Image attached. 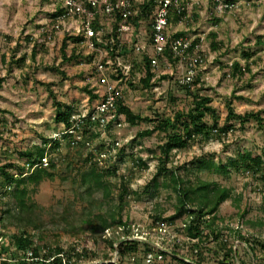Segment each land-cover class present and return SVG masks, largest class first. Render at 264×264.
<instances>
[{
	"label": "rangeland",
	"instance_id": "1",
	"mask_svg": "<svg viewBox=\"0 0 264 264\" xmlns=\"http://www.w3.org/2000/svg\"><path fill=\"white\" fill-rule=\"evenodd\" d=\"M12 4H14L12 1L0 0V5L5 6L10 12ZM18 11L15 9L13 13L19 14ZM21 12L25 13L26 9L21 8ZM25 25L27 26V23ZM23 30L20 33L18 29V35L17 33L11 35L13 40L8 42L12 30L7 31L6 28L0 27V78L4 79L0 87V166L13 162L17 166L7 167V170L17 177L20 175V167H25L26 170L21 176L27 177L30 173V163L21 152L36 144L45 146L49 169L52 162L56 166L52 169L55 173L53 180L43 181L35 190L33 186L28 187L31 200L42 208L40 211L46 223V228L39 232L35 245L40 249L34 250L35 253H40L42 247L48 249L55 244L66 251L82 250L86 247L97 256L92 255L95 259L82 261L79 264H119L117 252L108 245L101 233L95 231L94 227L99 222L97 215L106 216L109 207L118 205L122 186L127 185L129 193L125 197L121 216L124 222L132 225L137 231L131 238L151 242L156 249L154 252L159 248L169 252L170 256H164L161 264H181L174 256L175 244L181 247L180 252L175 251L177 256H184L192 262L193 258L198 257L193 249L198 240L190 239L183 230L187 213L177 212V193L171 186L169 173L158 171L162 154L160 146L166 143V134L158 131L141 139L138 133L153 127L154 123L143 121L133 125L126 122L122 115L118 118L115 116L109 126L93 122L89 127V136H86L82 129L76 130L74 135L66 136L62 132L68 128L63 123L55 121L56 102L72 104L75 107V114H82L84 103L89 96L91 104L97 101L99 97L96 93L84 90L86 86L91 90L89 83L91 76L88 81L86 74L91 72L92 67L89 64H82V61L76 58L77 60L75 59L72 64L61 62L60 67H64L62 70L52 71L50 67L53 62H57L54 59L57 57L56 54H42L39 64H36V61L34 63L30 57L26 58V61L24 59V63L22 58L26 52H31L32 42L22 40ZM30 36L36 37L34 34ZM16 48L15 58L13 50L15 51ZM130 55L129 60L133 62L137 75H134L131 83H126L125 80L117 83L118 88L124 93L122 102L128 104L135 113L154 120H157L161 114L172 118L179 111L184 113L189 111L193 98L185 87L177 83L181 75V70L179 71L177 66L162 64L159 69L165 72L164 77L154 82L152 88H146L137 77L139 73H144L141 62L147 59V55ZM53 66L56 67L55 63ZM255 78L253 84H256L252 86L254 88L247 92L250 99L248 101L234 100V92L226 97L223 92H221L223 95H219L213 88L197 85V88H204L201 94L212 96L211 104L217 110L216 118L207 114L203 122L211 125L217 120L220 126L233 123L234 131L221 139L211 138L209 141H200L196 138L186 148L173 149L166 163L168 170L180 168V173L185 178H190L193 183L208 180L229 190L228 198L221 203L215 213L218 235L211 234V239L202 242L203 245L198 248L202 253L201 264H222L221 260L229 248L238 251V258L230 260V264H241L242 261L247 264H264L262 246L264 244V182L257 178L264 172V128L254 119L247 121L243 127H240L239 121L228 120L229 100L233 102L237 113L264 110V73ZM225 79L230 77L227 76ZM226 83L228 88L231 83ZM227 88L224 92L228 91ZM262 116L264 117V112ZM177 129L182 131L183 124L179 123ZM80 136L81 138L78 139ZM121 147L125 149L120 150ZM249 152L253 155L247 159L246 154ZM102 153L106 155L102 156ZM90 156L98 165H95L98 170L104 173L107 191L104 194L101 190L96 195L102 201V206L94 209L91 215H83L82 211L89 209V203L80 199L78 191L74 188L80 185L81 173L88 167L85 159ZM140 158L146 161L147 165L140 163ZM210 159L218 165L230 162L227 174L215 172L214 167L194 169L201 162ZM235 161L242 166L231 163ZM184 165L192 169L190 173L181 167ZM254 168L259 169L257 173ZM156 175L158 186H151L145 191L146 185L151 183ZM165 182L168 186L164 184ZM5 185L6 178L2 175L0 189H5ZM14 187L15 183L6 190H13ZM8 202L14 206L12 199ZM71 202L74 211L77 212L78 220L75 224L79 226L78 231H73L67 221L62 224L64 227H61L62 225L60 226L53 218L56 211L63 210ZM6 205H0V217H6L3 215ZM210 217L212 215L207 218ZM31 228L29 226L28 230ZM235 229L241 230V236L247 238V241L239 237ZM209 232L211 233L209 228L204 231L205 234ZM19 233L18 226L0 221L2 241L0 253L2 254L5 243L9 254L5 255L8 258L6 264H21L24 248H20L15 243V235ZM109 234L111 230H106V235ZM251 246H254L255 250L252 251L249 248ZM138 260L140 259L130 261L126 258L122 264H143ZM194 264L199 263L196 261Z\"/></svg>",
	"mask_w": 264,
	"mask_h": 264
},
{
	"label": "trees",
	"instance_id": "2",
	"mask_svg": "<svg viewBox=\"0 0 264 264\" xmlns=\"http://www.w3.org/2000/svg\"><path fill=\"white\" fill-rule=\"evenodd\" d=\"M226 2L234 4L237 2V0H226ZM59 11H61V9ZM172 16H176V18L179 19L181 18V15H178L175 12H172L170 19ZM166 56H168L171 60L175 58L174 54H172L170 50L165 52V57ZM146 66L147 75L141 79V83L142 86L146 88H152L154 84L151 82L153 73L150 71L151 67L149 59H146ZM248 67V64H246V66H241L238 62H234L232 64V68L242 73L247 71ZM3 81L4 79L0 78V87ZM182 87H185L188 94H190L193 98L192 106L187 113L179 111L175 114V117L172 118L170 116H166L165 114H161L157 120H154L150 117L135 113L128 104H125L121 101L117 106V114H122L124 116V120L133 125H138L143 121L154 123L153 127L143 129L138 133V136L141 139L151 136L158 131L166 134L167 141L164 145L160 146L162 149V154L160 156V166L158 171H167L169 173L168 177L170 178L171 186L177 193V212L179 214H182L183 212L187 213L183 230L190 239L198 240V242H196L193 246V249H195L194 251H196L198 257L195 259L193 258L192 262L186 261L184 256H177L175 251H181L179 244H175L174 256L181 264H194L196 261L201 264L202 253L198 248H201V245H203L205 240L211 239V234H215L216 236L218 235L216 233L218 227L216 224L215 213L217 212L221 203L228 198L229 190L225 186H221L216 182H211L208 180H199L198 182L193 183L190 178H185L180 173V168L168 170L166 163L169 161L173 149L186 148L196 138L200 139V141H209L211 138L221 139L222 137L227 136L231 131H234L235 125L233 123H227L223 126H220L217 120H214L213 124L211 125L204 123L203 119L207 114H211L214 118H216L217 110L211 104L213 101L212 96L201 94L203 88H197L196 80L193 81L192 86L184 85ZM84 90L89 93L91 92L87 86L84 88ZM56 106L57 111L55 114V121L57 123H63L69 128L74 122L72 117L76 113L75 107L72 104H64L60 101L56 102ZM262 112H264V110L237 113L233 107V102H231V100L228 101V120L239 121L240 127H243L250 119H254L260 127L264 128V117L262 116ZM93 122L94 121L89 119L84 124L83 133L86 134V136H89V127ZM96 123L100 125L99 121H96ZM179 123L183 124L182 131L177 129ZM111 124L112 122H109L105 126H109ZM124 149V147L120 148V150ZM45 150V146L36 144L32 148H28L27 150L21 152V155L26 157L30 163V173L27 175V177L21 176L26 170L25 167L21 166L20 169L18 168L20 170V175L17 177L7 170V167L17 166L13 162L5 164L4 166H0V176L3 175L6 178V184L12 185L15 183L13 190H5L4 195L6 199H2L0 201V205L3 206H5L7 203V208L3 210V215H6V217L1 216L0 221H7L10 224L19 227L20 233L15 235V243L18 244L20 248H24L25 251L31 249L33 245L37 243L39 232H41L43 228H46V223L41 213L42 211H40L42 208L31 200L29 194L30 190L28 188L29 186H33V190H35L43 181L47 179H54L55 173L52 169L56 168L55 164L53 162L51 163L50 170L48 166H44L42 163H40L42 158L46 156ZM252 155L253 153L249 152L246 154V158L249 159L252 157ZM85 160V163L88 167H86V169L81 173L80 185L76 186V188H73L75 191H78L80 199L89 203V209L87 211L83 210L82 214L91 215L94 213V209L102 206V201L97 198L96 195L101 190L105 194L107 191V186L104 181V173L103 171L98 170V165L92 161V156L87 157ZM139 161L140 163L147 165L146 161H144L142 158H140ZM231 163L242 166V164H239V162L236 163V161ZM229 165L230 162L227 164L221 163L218 165L212 159H210L201 162L194 169L199 170L202 167H214L213 170H215V172L225 175L227 174ZM181 167H183L186 172L189 173L192 170L186 165ZM247 167L250 168L251 166L247 165ZM254 169L256 173L259 170H257V168ZM257 178L264 182V172L259 174ZM164 184L168 186V183L165 182ZM151 186H158L157 175L153 177L151 183L146 185L145 191L151 188ZM128 193V186H122L118 205L109 207V213L106 216L97 215L96 217L98 218L99 222H96L97 224H95L94 229L96 232L101 233L108 245L117 252V261L119 264H122V261L126 260V258H128L130 261H135L137 258L140 259L138 261H142L143 264H148L145 260L146 255L154 250L151 242L138 238L132 239L131 237L136 235L137 231H135L132 225L124 222L122 219L123 217L121 216V212L125 204V197ZM135 193L138 194V192ZM9 199L13 200L14 206L9 204ZM76 214L77 212L74 211L71 202L69 205L65 206L63 210L56 211V213L53 215V218L54 220H57V223L60 224V226L65 223V221H67V224L71 226L73 231H78L79 226L78 224H75V222L78 220ZM209 215H212V217L207 218ZM29 226L32 227L31 230H28ZM61 227L64 226L62 225ZM206 228H209L211 233L209 232L205 234L204 231ZM106 230H111V234L107 236ZM235 233H237L239 237H242L241 230L235 229ZM242 238L247 241V238ZM5 245L6 244L3 243L2 256L6 255L8 252L7 245ZM262 246L264 247V244ZM49 248L50 250L46 257L52 256L56 253L63 254L62 256H57V258L50 264H63V259H66L69 264H78L82 263V261L95 259L93 257L97 256L95 252L88 250L86 247H84L82 250L72 249L66 251L60 245L55 244V246H49ZM249 248H251L252 251L255 250L254 246ZM32 249L38 251L40 247L35 245ZM162 253L165 255V257L170 256L168 254L169 252L162 251ZM237 258L238 251L236 252L234 248H229L225 253L223 260H221V263L230 264V260L232 261ZM0 261V264L7 263V260ZM22 264H25V262H22ZM31 264H37V262H32ZM241 264L247 263L242 261Z\"/></svg>",
	"mask_w": 264,
	"mask_h": 264
},
{
	"label": "built area",
	"instance_id": "3",
	"mask_svg": "<svg viewBox=\"0 0 264 264\" xmlns=\"http://www.w3.org/2000/svg\"><path fill=\"white\" fill-rule=\"evenodd\" d=\"M222 9H231L236 3L226 0H216ZM202 0H62L61 11L55 10L49 23L51 31L63 30L70 39L75 37L77 44L84 50L80 54L82 64L92 67L86 74L90 89L98 95L97 101L90 103V96L84 103V111L74 114L73 124L64 134L74 135L76 130L82 129L89 119L99 121L104 126L117 116V106L124 99L123 91L117 83L125 80L131 83L137 75L130 54H145L150 61V71L153 73L151 82L162 78L164 73L159 69L160 62L165 58V52L170 50L177 59V66L181 75L177 79L180 86H192L200 66L204 64V44L206 34L197 36L178 34L171 31L170 16L172 12L181 15L180 21L191 20L193 11L201 5ZM51 38V35L48 36ZM144 73L138 74V80L147 75L146 59L142 62ZM89 95V93H88ZM81 136L78 138L80 139ZM106 153H102V156ZM47 156L42 163L47 166ZM11 185L6 184L0 189V201L6 199L5 190ZM0 235V243H1ZM35 253L34 249L24 250L20 262H37L50 264L57 256L56 253L46 257L50 248ZM156 250V249H154ZM146 255L148 264L162 263L166 251L162 248ZM167 252V251H166ZM0 260L8 258L0 253ZM189 262V259H185ZM63 264H69L63 259ZM79 264V263H78Z\"/></svg>",
	"mask_w": 264,
	"mask_h": 264
},
{
	"label": "crops",
	"instance_id": "4",
	"mask_svg": "<svg viewBox=\"0 0 264 264\" xmlns=\"http://www.w3.org/2000/svg\"><path fill=\"white\" fill-rule=\"evenodd\" d=\"M10 1L14 3L11 12L0 5V27L12 30L8 42L13 40L11 35H18V29L21 33L25 28L22 40L32 42V50L26 52L24 57L20 55L23 61L30 57L34 63L36 61L39 64L42 54H56L54 59L57 62H53L50 67L54 71L64 68L60 67L61 62L72 64L76 58L80 59V54H84L85 50L77 44L75 37L70 39L63 30L50 29L49 21L54 11L61 9L62 0ZM21 8H25L26 12L22 13ZM15 9L19 10V14L13 13ZM192 15L191 20L185 21L172 16L170 27L171 31L180 35L206 34L205 53L202 54L205 60L195 78L197 85L213 88L219 95L221 92L225 96L234 92V100H250L247 92L254 88L255 77L264 73V0H237V4L231 9H222L216 0H202ZM18 22L21 24H17ZM16 50L17 48L13 50L14 55ZM234 62L241 66L248 64V70L242 73L232 68ZM54 63L56 67L53 66ZM162 64L177 66L176 59L171 60L168 56L160 62V67ZM177 67L180 71L179 66ZM227 76L230 79H225ZM226 82L231 83L228 88ZM226 88L228 91L224 92Z\"/></svg>",
	"mask_w": 264,
	"mask_h": 264
}]
</instances>
